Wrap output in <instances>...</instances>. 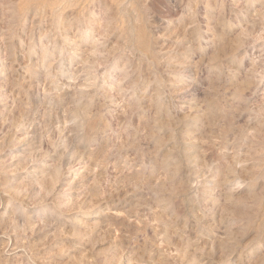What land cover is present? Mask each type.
I'll use <instances>...</instances> for the list:
<instances>
[{
	"label": "rangeland",
	"instance_id": "1",
	"mask_svg": "<svg viewBox=\"0 0 264 264\" xmlns=\"http://www.w3.org/2000/svg\"><path fill=\"white\" fill-rule=\"evenodd\" d=\"M0 264H264V0H0Z\"/></svg>",
	"mask_w": 264,
	"mask_h": 264
}]
</instances>
